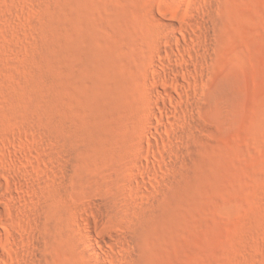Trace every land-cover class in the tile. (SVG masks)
Returning a JSON list of instances; mask_svg holds the SVG:
<instances>
[{
  "label": "rangeland",
  "instance_id": "374dc122",
  "mask_svg": "<svg viewBox=\"0 0 264 264\" xmlns=\"http://www.w3.org/2000/svg\"><path fill=\"white\" fill-rule=\"evenodd\" d=\"M0 264H264V0H0Z\"/></svg>",
  "mask_w": 264,
  "mask_h": 264
},
{
  "label": "bare ground",
  "instance_id": "6f19581e",
  "mask_svg": "<svg viewBox=\"0 0 264 264\" xmlns=\"http://www.w3.org/2000/svg\"><path fill=\"white\" fill-rule=\"evenodd\" d=\"M201 19V18H200ZM200 22H199V24L200 25H205V19L204 18H202L201 20H199ZM170 25V24H169ZM190 26H191V24H190ZM171 27V26H170ZM173 42L174 43H177V44H180L181 43V41H180V39H178V37H175V39L173 40ZM185 42V41H184ZM169 63H166V65H165V71H168V72H171V73H174V75L176 74V72L177 71H175V70H173V68L170 66V65H168ZM178 73H179V71L177 72V75H178ZM84 230H86V232L87 233H90L91 234V226L90 225H86L85 226V229ZM89 235V234H88ZM90 236V235H89ZM91 242H92V240H90ZM90 242V243H91ZM89 243V244H90ZM106 243V242H105ZM92 245V244H91ZM91 245H89V246H91ZM110 247V246H109ZM92 248V247H91ZM94 248V247H93ZM111 248V247H110ZM110 250V249H109ZM106 255H108V254H106ZM109 256H110V254H109ZM109 256H107V257H109ZM108 259V258H107ZM112 261V260H111ZM110 261V262H111Z\"/></svg>",
  "mask_w": 264,
  "mask_h": 264
}]
</instances>
